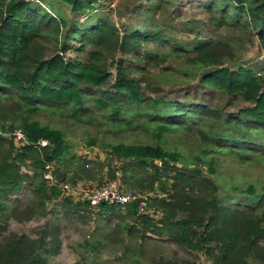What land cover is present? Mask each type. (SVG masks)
Wrapping results in <instances>:
<instances>
[{"label": "trees", "instance_id": "trees-1", "mask_svg": "<svg viewBox=\"0 0 264 264\" xmlns=\"http://www.w3.org/2000/svg\"><path fill=\"white\" fill-rule=\"evenodd\" d=\"M97 1L0 0V264H49L50 255L58 251L61 242L52 228L50 235L43 233L36 239L16 232L5 234L8 219H19V207L10 206L8 200L26 180L41 205L50 194L58 195L57 189L50 192L45 186L42 172L52 161L57 164V173L59 165L67 167L65 134L33 116L38 110L74 118L89 116L88 103L103 111L116 134L130 132L137 137L133 142L101 146L123 161V182L150 189L156 183L167 194L152 198L160 211L158 220L138 214L137 201L127 204L125 217L131 224L125 229L131 231L140 224L158 235H167L183 249L202 252L210 259L209 264H261L264 184L249 183L240 192L247 201L230 207L221 202L220 186L214 178L219 175V155L264 161V71L246 65L236 52L244 35L237 39V47L220 35L198 39L191 46L174 44L162 52L192 66L193 72L189 69L186 73L197 77L200 86L227 94L232 102H242L238 109L149 98L122 59L112 63L114 74L109 71L108 59L120 52L140 62L142 42L154 39L164 43L167 39L159 31L139 29H125L120 36L111 21L96 13L102 8L95 4ZM63 5L78 18L67 19ZM159 5L147 9L155 12ZM206 9L218 14L211 17L217 26L238 25L255 37L264 53V0H212ZM80 14L86 17L84 22L79 20ZM71 41L78 43V52L84 51L86 44L91 47L86 49L87 60H64L57 51L44 58L49 47L64 52ZM157 58L158 52H146L141 61L154 62ZM134 67L136 72L142 70ZM15 128L22 130L28 144H15L10 134ZM41 139L47 140V145H38ZM96 145L94 139L88 141V147ZM85 164L86 160L82 170ZM64 204L77 206L70 200ZM101 207L106 213L120 209L114 204ZM22 211L25 215L31 210ZM122 264H141V260L135 257Z\"/></svg>", "mask_w": 264, "mask_h": 264}, {"label": "rangeland", "instance_id": "rangeland-1", "mask_svg": "<svg viewBox=\"0 0 264 264\" xmlns=\"http://www.w3.org/2000/svg\"><path fill=\"white\" fill-rule=\"evenodd\" d=\"M211 1L188 0L186 3H179L178 0H170L168 3H157L158 1L155 0L97 1L95 4L102 8H99L96 13L102 14L111 21L120 32V36L125 29H139L159 31L164 36V40H168L164 42L165 44L154 39L142 42L141 56L137 60L140 62L133 61L135 58L132 55L116 52L114 59H108L109 71L114 74L115 66L112 63L120 58L130 74L141 81L142 91L146 97L198 101L220 106L226 110L238 109L243 105L242 102H232L227 94L200 86L197 77L186 73L189 69L193 72L192 66L162 54L174 44L191 46L198 39L214 38L220 35L235 42L237 47V39L244 35L241 40L242 46L236 52L240 54L246 65L264 71V53L258 49L256 38L248 32H243L238 25L217 26L211 17L218 14L206 9ZM155 3L160 4V8L155 12H149L147 8H151ZM62 9L67 19L78 18L65 5ZM79 17L81 22L85 21L86 17L83 14ZM77 44L71 41L70 48L64 52L60 48L54 50L49 47L44 52V58L57 51L64 60H87L89 52L86 49L91 47L86 44L84 51L78 52L75 50L79 47ZM146 52H158L157 60L141 61ZM134 66L142 70L136 72ZM88 106L91 114L79 118L62 115L61 112L53 113L50 110H38L33 116L41 124L59 128L64 132L68 145L66 158L69 162L67 167L62 168L63 165H59L60 170L57 173V164L52 161L48 169L42 172V180L49 191L51 192L52 188L58 191V195L50 194L43 205L40 204V198L34 193L32 184L28 180L22 183L23 186L19 192L9 197L8 204L19 207V214H17L19 219H8L5 234L16 232L36 239L43 233L50 235L49 230L52 228L61 244L58 251L50 255L49 264L78 262L122 264L135 257L141 260V264H209L210 259L202 252L183 249L167 235H158L140 224L131 231L125 229L131 224V221L125 217V208H116L106 213L101 206L94 210L87 206L83 192L86 187L96 189L103 183L114 180L120 184L121 190L126 194L148 193L147 206L158 212L154 220L161 217L160 211L155 208L152 200L156 197L153 189L146 184L142 187L124 183L121 177L123 161L115 159L107 149L101 147L107 142H133L137 137L130 132L116 134L117 131L107 123L103 111L93 109L91 103H88ZM91 139L97 142L92 151L88 147V141ZM185 149L186 154H190L189 150ZM84 160L87 161V166L85 164V170H82ZM216 168L219 175H215L214 178L220 186L218 195L226 206L237 207L240 206L239 202L244 204L247 199L240 192L249 183L258 186L264 184V161L256 158L219 155ZM22 171L24 172L25 169ZM48 172L51 174L49 180L44 178ZM62 175L66 178L61 179ZM65 200H70L77 206L68 207L64 204ZM28 207L31 211L24 215L22 210ZM47 239L49 240V237ZM261 264H264V261Z\"/></svg>", "mask_w": 264, "mask_h": 264}, {"label": "built area", "instance_id": "built-area-1", "mask_svg": "<svg viewBox=\"0 0 264 264\" xmlns=\"http://www.w3.org/2000/svg\"><path fill=\"white\" fill-rule=\"evenodd\" d=\"M179 3H186L188 0H178ZM198 4V3H197ZM11 136L14 137L15 144L17 146L28 144L25 134L22 132L20 128H15L11 133ZM19 143V144H18ZM47 140H39L37 142L40 146L47 145ZM87 166V164H86ZM45 179H51L50 172L44 175ZM66 186V185H65ZM153 193L154 196L161 198L166 197V193L160 191L157 184H154ZM84 200L88 204L87 206L94 210L99 208L102 204H109V205H119L120 208L124 209L125 206L131 202L137 201V213L144 214L152 219L156 215V212L153 208H149L147 206V201L149 200L148 193L145 194H126L121 190L120 184L117 181L111 180L106 183H103L100 187L94 189L91 187H86L84 190ZM160 214V213H159Z\"/></svg>", "mask_w": 264, "mask_h": 264}, {"label": "water", "instance_id": "water-1", "mask_svg": "<svg viewBox=\"0 0 264 264\" xmlns=\"http://www.w3.org/2000/svg\"><path fill=\"white\" fill-rule=\"evenodd\" d=\"M93 149H94L93 147H90V150H91V151H92ZM155 163H156L157 165H159V164H160V161L156 160Z\"/></svg>", "mask_w": 264, "mask_h": 264}]
</instances>
